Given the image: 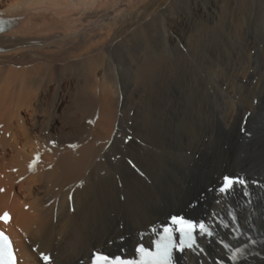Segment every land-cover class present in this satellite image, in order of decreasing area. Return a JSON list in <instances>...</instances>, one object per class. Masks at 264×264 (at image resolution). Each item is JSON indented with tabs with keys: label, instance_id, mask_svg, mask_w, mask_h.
Listing matches in <instances>:
<instances>
[{
	"label": "bare ground",
	"instance_id": "6f19581e",
	"mask_svg": "<svg viewBox=\"0 0 264 264\" xmlns=\"http://www.w3.org/2000/svg\"><path fill=\"white\" fill-rule=\"evenodd\" d=\"M225 6L0 0L11 23L0 34V213H12L19 264H42L36 246L52 264H88L102 248L133 255L139 234L173 211L232 206L244 230L264 236V190L249 207L237 192L208 191L226 172L264 185V52L240 36L215 50L207 37ZM205 245L207 257L183 264L227 255ZM257 253L243 264H264V245Z\"/></svg>",
	"mask_w": 264,
	"mask_h": 264
},
{
	"label": "snow or ice",
	"instance_id": "6c2138e0",
	"mask_svg": "<svg viewBox=\"0 0 264 264\" xmlns=\"http://www.w3.org/2000/svg\"><path fill=\"white\" fill-rule=\"evenodd\" d=\"M2 24L3 21H0V25ZM0 31H3L2 27H0ZM72 147L75 146L73 145ZM37 160H39V157H37ZM30 168L34 170L35 165H30ZM249 184L256 185L258 182L256 180L249 181L239 175L235 177L226 176L224 177V183L219 191L222 194L231 195L235 187L239 186L244 190L243 195L248 197L251 195L248 191ZM259 186L264 190V185ZM2 191H4V189H0V192ZM235 219L236 217L233 216V220ZM10 220L11 217L7 212L0 216V222L7 224ZM220 227L227 228L228 224L221 222ZM152 230L153 232L157 231L155 228ZM236 231H239V226H237ZM197 235L206 240L207 238H215L216 233L215 229L205 222H193L183 216H172L170 222L163 226L162 234H159L157 239H155L149 247L141 244L135 248L134 252L139 255V260L126 259L121 255L112 256L97 251L91 256V264H172L173 250L178 253L191 251L194 255L204 253V247L198 242ZM252 243H256V241L253 240ZM150 247H154V251L150 250ZM223 247L231 252L228 259L231 260L233 264H243L241 261V257H245L243 248H233L228 243H223ZM257 255L259 254L257 253ZM41 258L45 264H50L51 258L49 256L42 255ZM0 264H17L12 241L4 231H0Z\"/></svg>",
	"mask_w": 264,
	"mask_h": 264
},
{
	"label": "rangeland",
	"instance_id": "374dc122",
	"mask_svg": "<svg viewBox=\"0 0 264 264\" xmlns=\"http://www.w3.org/2000/svg\"><path fill=\"white\" fill-rule=\"evenodd\" d=\"M220 2H223L226 5L225 6L226 9L227 8L228 9L227 10L225 9L226 14L223 16V19L221 21H219V24L220 23L221 24L220 25L217 24V27H216L217 30H213L211 32L212 34L207 37L209 40H211L210 42H212L214 44L215 50L218 52L224 53L223 46L227 45L229 42L234 43L235 41L239 40L238 36H240V38L253 40L256 43L257 52L263 53L264 52V8H263L264 7V0H262V2H261V0H250V1L246 0V2H245V0H239V2H238V0H220ZM247 2H248V4H247ZM237 3H238V5H236ZM254 6H255V8H254ZM250 8H252V9H250ZM258 9H260V10H258ZM247 10H249V11H247ZM255 12H257V13H255ZM241 17H242V19H241ZM235 23L239 27L238 28V30L240 29L239 31L234 27ZM242 23H244V24H242ZM244 25H246V26H244ZM223 28H224V30H223ZM225 28H227V29H225ZM222 31H223V33H221ZM215 35H217V36H215ZM222 36H224V38ZM235 37L237 38V40ZM261 43L263 46L261 45ZM217 47H219V48H217ZM229 153H232V152L229 151ZM226 173H230V172H226ZM236 173L237 172H231L230 174H236ZM186 188H188V186ZM197 197H196V199H198ZM173 212L178 213L180 211H173ZM109 242L114 243V241H109ZM111 243L109 246H112Z\"/></svg>",
	"mask_w": 264,
	"mask_h": 264
}]
</instances>
